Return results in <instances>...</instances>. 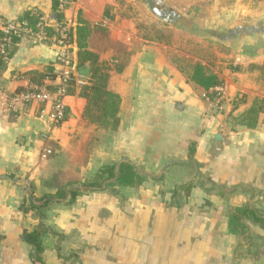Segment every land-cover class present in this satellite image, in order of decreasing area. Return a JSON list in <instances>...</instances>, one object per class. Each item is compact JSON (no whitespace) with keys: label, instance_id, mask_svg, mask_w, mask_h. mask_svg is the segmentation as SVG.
Segmentation results:
<instances>
[{"label":"crops","instance_id":"0c3cea01","mask_svg":"<svg viewBox=\"0 0 264 264\" xmlns=\"http://www.w3.org/2000/svg\"><path fill=\"white\" fill-rule=\"evenodd\" d=\"M263 1L72 0L66 21L74 31L79 24L90 27L88 48L110 64L109 88L122 97L115 132L82 118L85 79L78 73L76 44L78 86L62 100L65 121L52 118L51 100L10 108L9 97L28 85L27 72L52 65L57 84L65 69L58 47L23 37L0 69V264H264V226L247 221L252 242L238 258L239 239L228 225L235 206L251 205L264 215V113L255 127L234 120L264 98V72L250 69L264 64ZM30 10L47 17L53 0H0L3 19ZM163 34L168 41L160 39ZM180 37L235 48L226 59H212L239 66L231 76L204 57L186 55L223 79L218 108L172 61L170 52L181 54ZM122 160L148 175L141 186L54 202L42 219L22 208L32 191L38 198L54 195ZM40 223L47 232L38 262L23 233Z\"/></svg>","mask_w":264,"mask_h":264},{"label":"trees","instance_id":"16d2710c","mask_svg":"<svg viewBox=\"0 0 264 264\" xmlns=\"http://www.w3.org/2000/svg\"><path fill=\"white\" fill-rule=\"evenodd\" d=\"M72 1V0H71ZM71 3V2H70ZM44 14L37 10H30L19 16L15 22L20 24L21 27L32 29L34 33L40 30V22ZM47 20H55L57 24L61 23L65 15L59 10V0H53V13L46 17ZM1 20L6 21L7 19ZM80 22H82L80 20ZM44 32L46 39L42 42L53 44L52 37H59L57 26L45 25ZM91 29L87 24H79L74 31L71 27L69 30L70 42L77 45V68L85 69L87 77L85 82L80 86V95L86 99V105L83 110L82 118L90 124L95 125L97 128L107 131H118L121 124V103L122 97L119 93L109 88V79L111 66L108 62L100 59V55L88 48V38ZM10 37V43L6 45L5 53L0 55V69L7 63V61L17 51L23 37L30 35H23V33H15L13 30L5 32L0 30V39L3 37ZM160 39L166 38L168 41L170 36L160 35ZM179 50L184 51L180 47ZM72 51V49H71ZM192 54L191 52H188ZM177 53L172 57V61L177 65L180 71L187 77V79L199 87H202L206 96L212 101L219 95L218 87L224 86L223 79L213 72L209 66L202 64L199 61H194L189 57H178ZM123 66L118 68L121 71ZM234 70L240 69L239 66L231 65ZM250 69H260L264 72V64L257 65L251 64ZM28 85L26 87L18 88L15 94L21 92H34L39 93L41 88H45L51 93L59 90L60 85L53 83L57 74L52 65L47 66L43 71L31 70L26 73ZM77 81L74 74H71L69 79L64 84L65 96L74 95L77 93ZM245 98L242 95L240 101ZM234 109L237 108V100L233 101ZM264 113V98H256L253 104L245 110L240 116L234 117L236 123L248 127H255L257 124V115ZM67 109L65 116L59 122L60 124L66 120ZM12 178H15L13 175ZM148 178V175L140 171L135 164L129 160H122L120 162H113L102 166L96 176L91 180H86L79 185L70 188L59 189L54 195H45L38 198L34 195L33 191L31 196L27 198L28 205L24 204L22 208L27 211H33L42 219L45 209L54 202L67 201L68 204L73 203L76 198L86 192L96 190H111L118 193L120 187H139ZM192 184L184 186V190L190 191ZM228 225L232 234L236 235L239 243L236 247V256L242 258L247 254L248 247L252 242L250 226L247 224L248 220L261 223L264 226V215H262L255 207L251 205L235 206L229 210ZM46 228L40 223L33 231L25 230L23 239L33 246L34 252L32 254L34 260L41 262L42 254L44 252V245L42 236L46 233ZM264 254V253H263Z\"/></svg>","mask_w":264,"mask_h":264},{"label":"built area","instance_id":"2783aa9c","mask_svg":"<svg viewBox=\"0 0 264 264\" xmlns=\"http://www.w3.org/2000/svg\"><path fill=\"white\" fill-rule=\"evenodd\" d=\"M70 2L71 0H59V10L64 13ZM45 25L57 26V31L59 33V37L57 38L54 36L52 37V40L53 44L59 49L58 60L65 66V69H63L59 74L60 82L58 83V85H60V88L55 93H51L45 88H41V91L39 93L21 92L9 97V104L11 109L17 110L18 103H21L23 106H25L34 99L51 100L52 118L59 123L62 118H64L66 111V107L62 103V100L65 97V95L63 94L65 89L64 84L69 79L70 75L73 74L74 71L71 51L73 45L70 42V38L68 35L69 30L71 28L70 24L68 23V21H66L65 18L61 23L57 24L56 21L53 19L47 20L46 17H42V20L39 24L40 30L37 33H34L32 29L21 27L20 24L15 22V20L3 21L0 19V30L5 32L13 30L15 33H23V35H30L35 42L46 39L44 32ZM10 40L11 38L8 36L0 39V55H3L5 53L6 45L10 43ZM217 91L219 92L217 99L218 101H221L224 93V87H218ZM48 153H50V151H48Z\"/></svg>","mask_w":264,"mask_h":264},{"label":"rangeland","instance_id":"374dc122","mask_svg":"<svg viewBox=\"0 0 264 264\" xmlns=\"http://www.w3.org/2000/svg\"><path fill=\"white\" fill-rule=\"evenodd\" d=\"M233 37L236 38V36H233ZM233 37L230 36V38H232L230 40H233L234 39ZM179 39L181 41L180 48L184 50V51L181 50V52H180L181 54L179 55L180 57H182V56L185 57L187 54H189L188 52H191L193 55H197V56H201V57L206 58V60L209 61L210 65L214 68L216 67L215 65H217V64L219 66L223 67L224 71L229 76H231V74L234 72V69L231 68L232 63L230 61L229 62L223 61V63H219V62L214 63V60H212V59L216 58V56L220 57L221 59H226L225 57H229L230 55H232L234 53L235 48H232L231 46H225V45L204 47V46H202L200 44H196L195 42H192L190 40H186V38H184V37H180ZM116 50H118V52H120V51H123L124 49L121 46H116ZM175 53L176 52H174V53L170 52L172 57H174ZM78 73L81 76L80 77L81 79L82 78L85 79L87 77V71L85 69H78ZM219 101L217 98H216V100L215 99L213 101L211 100L213 105H215L216 107L219 106Z\"/></svg>","mask_w":264,"mask_h":264},{"label":"water","instance_id":"95a60500","mask_svg":"<svg viewBox=\"0 0 264 264\" xmlns=\"http://www.w3.org/2000/svg\"><path fill=\"white\" fill-rule=\"evenodd\" d=\"M5 177V176H4ZM30 192H31V190H30Z\"/></svg>","mask_w":264,"mask_h":264}]
</instances>
